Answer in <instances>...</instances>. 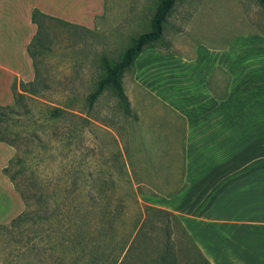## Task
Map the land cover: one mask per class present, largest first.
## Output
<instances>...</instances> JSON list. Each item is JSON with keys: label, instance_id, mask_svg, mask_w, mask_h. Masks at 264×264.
Here are the masks:
<instances>
[{"label": "rangeland", "instance_id": "obj_1", "mask_svg": "<svg viewBox=\"0 0 264 264\" xmlns=\"http://www.w3.org/2000/svg\"><path fill=\"white\" fill-rule=\"evenodd\" d=\"M158 2L106 0V12L92 29L40 18L39 36L30 46L37 93L30 94V86H25L26 92L21 86L17 90L31 97L36 107H59L67 114L51 120L49 151L33 141L34 152L27 155L19 179L42 184L53 198L63 187L69 218L79 210L78 198L86 199L76 187L94 179L99 211H111L118 201L125 210V215H118L125 225L101 233L97 250L74 254L66 264H113L126 225L138 210L146 221L115 264H204L179 222L146 202L148 196L168 195L183 185V120L135 86L132 68L120 76L128 111L110 85L93 104L88 100L106 74L104 61L120 60L133 38L151 29ZM263 30L262 0H177L153 46L162 54L189 57L197 42L220 43L238 33ZM73 115L79 117V129ZM3 176L0 171V224H8L24 204L19 193L10 196ZM136 201L156 208L138 206Z\"/></svg>", "mask_w": 264, "mask_h": 264}, {"label": "crops", "instance_id": "obj_2", "mask_svg": "<svg viewBox=\"0 0 264 264\" xmlns=\"http://www.w3.org/2000/svg\"><path fill=\"white\" fill-rule=\"evenodd\" d=\"M34 8L92 29L106 0H0L2 105L13 101L15 80L35 77ZM230 37L197 42L189 57L145 48L135 59V86L184 123L183 185L146 202L173 214L209 264H264V30ZM13 154L0 141L1 172Z\"/></svg>", "mask_w": 264, "mask_h": 264}, {"label": "trees", "instance_id": "obj_3", "mask_svg": "<svg viewBox=\"0 0 264 264\" xmlns=\"http://www.w3.org/2000/svg\"><path fill=\"white\" fill-rule=\"evenodd\" d=\"M176 1L159 0L150 19L151 29L133 38L131 44L125 48L120 60L117 62L104 61L106 74L89 94L90 104H93L105 87L110 85L115 90L124 110L128 111V99L121 83V73L123 70L133 67L135 59L145 48H154L153 43L161 38L164 23ZM40 18L63 22L42 13L37 8L32 10L31 19L36 24L37 31L28 45L31 57L30 46L39 36ZM36 79L35 70V77L32 81L15 80L12 84V103L0 104V141L15 149L7 165L2 168V173L12 182L24 204L23 211L12 218L8 224H0V264H66V261H69L74 254L86 251L91 253L97 250L101 233H105L106 230H114L121 224L125 225L126 222L124 219L121 223L119 222L118 215H125L124 204L120 201L114 205L111 211L103 213L99 211L95 179L89 184H78L76 187L79 195L83 192L86 199L78 198L76 207L79 210L71 218L66 214L67 200L63 187L58 188L57 195L54 196L56 199H54L42 184L39 185L31 178L19 179L18 175H21L25 169L27 155L34 152L33 141L41 144L44 152L49 151L51 120L67 114L59 107L50 105L36 107L33 105L31 97L17 90L18 86H21V90L26 92L28 89H25V86H30L29 93H37V90L33 88V81ZM72 117L75 118L74 124H77L76 127L79 129V117H75V115ZM88 176L92 178L93 174L89 172ZM136 203L138 206L156 208L147 204L142 205L138 201ZM82 208H86V210L83 209L80 212ZM171 215L176 219L173 214ZM145 221L146 216L138 210L131 223L126 225L127 231L117 260L114 259L113 264L127 251L129 243H132ZM184 232L188 236L185 230ZM188 238L191 240L189 236ZM200 256L204 264H209L201 253Z\"/></svg>", "mask_w": 264, "mask_h": 264}]
</instances>
